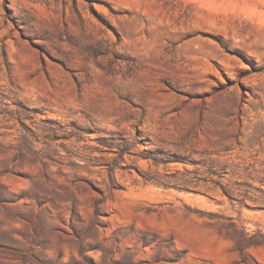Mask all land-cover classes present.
I'll return each instance as SVG.
<instances>
[{
    "label": "rangeland",
    "instance_id": "rangeland-1",
    "mask_svg": "<svg viewBox=\"0 0 264 264\" xmlns=\"http://www.w3.org/2000/svg\"><path fill=\"white\" fill-rule=\"evenodd\" d=\"M0 264H264V0H0Z\"/></svg>",
    "mask_w": 264,
    "mask_h": 264
}]
</instances>
